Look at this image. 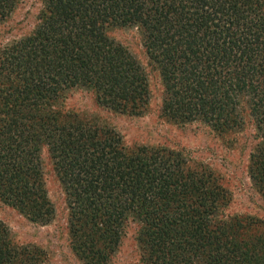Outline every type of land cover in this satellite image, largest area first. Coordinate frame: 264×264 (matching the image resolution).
Instances as JSON below:
<instances>
[{"label": "trees", "instance_id": "trees-1", "mask_svg": "<svg viewBox=\"0 0 264 264\" xmlns=\"http://www.w3.org/2000/svg\"><path fill=\"white\" fill-rule=\"evenodd\" d=\"M21 0H0V23ZM135 26L163 87L161 114L224 133L248 114L247 173L264 199V0H43L28 34L0 46V199L47 223L46 147L66 194L71 251L108 264L128 221L139 264H264V219L229 214L212 170L164 146L128 147L113 127L64 110L87 88L99 105L140 113L147 73L108 33ZM0 220V264H41Z\"/></svg>", "mask_w": 264, "mask_h": 264}, {"label": "rangeland", "instance_id": "rangeland-1", "mask_svg": "<svg viewBox=\"0 0 264 264\" xmlns=\"http://www.w3.org/2000/svg\"><path fill=\"white\" fill-rule=\"evenodd\" d=\"M43 0H21L15 10L0 23V46L22 37L34 28ZM111 37L123 44L144 67L149 83V101L143 112H118L99 105L92 91L73 88L64 95L61 107L87 120L113 127L128 147L164 146L184 153L191 164L209 167L230 193L229 214H249L264 219V199L252 185L247 173L248 153L255 144L248 114L245 124L234 131L217 133L196 120L176 123L162 116L163 87L135 26L110 27ZM42 174L47 196L53 205V217L47 223L31 221L0 199V220L17 245L41 249V264H87L70 249L66 194L44 147L41 151ZM139 225L128 221L118 248L108 264H139L140 249L136 234ZM197 264V263H194Z\"/></svg>", "mask_w": 264, "mask_h": 264}]
</instances>
